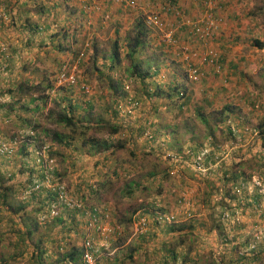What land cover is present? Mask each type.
<instances>
[{"label":"rangeland","instance_id":"rangeland-1","mask_svg":"<svg viewBox=\"0 0 264 264\" xmlns=\"http://www.w3.org/2000/svg\"><path fill=\"white\" fill-rule=\"evenodd\" d=\"M4 1L5 0H0V13L2 14V20L0 18V42L4 44V48H0V141L9 142L13 137H16L15 147L17 148L10 155L0 153V172L3 173L5 177L7 176V178H14L15 175L21 177L22 174L20 175V173H18L19 165L22 161L28 160V168L37 169L36 172L32 173V177L39 178L40 171L32 163L34 157L30 151V146L40 147L41 145L51 144L48 155L51 156L57 168L55 178L65 184L69 192H73L72 194H76L77 196L83 195L85 199H90L89 202L94 204L98 203L99 205L97 206L106 208L109 213L110 221L117 223L122 229L121 236L119 237L120 240L115 241L116 238L110 237L106 247L101 249V256L103 258L100 261L98 257L99 263L97 262V264H100V262L103 263V261L105 262L104 264H107V262L113 264V259L117 258V253L113 248H115L117 244H121V241L125 242L126 245L130 244V239H135L136 236L145 234L149 226H154L156 228L150 235H159L158 239L162 240L160 237L162 235L160 232L161 228L159 227H167L170 223L160 221L158 224L155 218L151 217L149 214L147 215L149 217L148 226L143 233L133 234L132 221L128 225V228L124 230V226L121 223L128 217L133 219L135 212H144L148 209H150L149 212H161L166 210L174 214L175 221H173V223H184L186 208L180 210V207L184 204H188H178L176 203L177 199H175L173 206L171 205L172 207L170 208V202L168 201L169 197L167 195L173 197L174 189L178 184L179 189H181L180 183L185 177L189 181H192L199 190L201 189V194L199 193L198 198H195L193 202L200 205V207L202 206L204 210L203 213L205 214L206 212V216L209 212L208 207L211 202H203V192L207 189L204 184L206 181H210L212 186L217 188V191L220 192L222 189L221 186H223L222 177L224 179V169L233 165V157H235L234 162L236 163V160L242 159L241 163L243 167H241V176L239 178L244 177L245 181L250 180L251 177H247V175L250 174L254 178H259L260 181L262 180L264 182V136H261L260 139L258 137V132L264 128V51L255 50L257 47L253 48L249 45L254 39L264 43V38L259 34L260 27L256 28L255 26L257 30L251 29L250 32L245 35V18L247 15L253 16L256 22L264 24V0H250L253 6L249 8L245 7V1L249 0H227L229 2L227 5L229 6L228 10L231 13V15L227 16V19H229L228 23H231L228 24V29H230L229 35H231L232 38L236 36L238 39H236V37L232 39L234 42L228 47L230 51H216L218 56L220 54L223 56L221 60L219 58L217 60L220 66L226 65V69L223 70V73L218 74V72H216V75L211 76L212 81L209 82L210 84H193L195 87H192L191 82L187 81V83H185L186 64L181 60L182 58L172 51H161V46L158 44L157 40L151 41L149 47L143 50L145 52L138 57L142 61L141 66L145 67V65H148L152 71L156 70L157 72L153 75L150 72L149 76L147 75L143 81L126 73L122 69V63L119 68H110V62L102 55L103 53L107 54L109 52L110 40H108V38L110 37L108 36L113 33L114 29L117 31L116 34L122 49L124 40H122L121 37L123 35L128 36L131 33L134 22L138 19H142V13L147 12L149 9H155L156 6L151 8L149 5H144L142 3L138 9L142 10V12L141 14L138 13L139 16L137 17H133V13L130 14L128 10L122 11V15L128 19H132V22L130 24H116L115 27L108 14L105 16V23H103V20L99 24L95 23L94 21L97 20L96 17H99L97 10L98 6L96 5L97 9L90 8L91 10L88 9L83 11L85 8L81 10L82 5L79 0H8V4L7 2L4 3ZM35 1H37L38 4H36ZM93 1L96 2L97 0ZM175 3L178 5L177 1H175ZM5 5H7L5 8L6 10H4ZM46 5H56V8L50 9L48 15L47 13H38L40 8H45ZM181 9L184 10L183 8ZM23 11H30L32 13L37 12L39 15V23H41V25L44 23L48 25L46 32L33 36L38 38L37 44H31L35 39L31 43L25 42L27 39V36L23 33V28L25 27L21 26L24 23L23 15L21 14ZM245 11L249 12L245 14ZM34 19V17L29 18L30 21ZM10 25L13 28L15 27V29L7 31L6 29H8ZM72 27H77V31L75 32L76 36H73L68 42L71 45L70 47H72L70 50L74 49V51L80 50L84 52L82 60L79 63L75 57L71 58V54L69 53L67 55L64 53L57 54L56 50H54L56 47L55 44L48 45L47 42L49 40L48 35H51L54 31L66 28V34H71L70 29H72ZM147 28L150 38L153 37L152 35L157 34L156 32L158 30L155 27ZM40 37H45V42H39L41 39ZM260 38H262V40H260ZM11 41H15L19 45L13 49ZM61 41L65 43L67 40L63 38V40L60 39V42ZM245 43H248V45ZM92 44L97 48L96 59L99 63L96 64L92 63L89 53ZM245 45H247L248 48H246L251 49V51L245 50ZM35 47L37 48L36 55L35 53H31V51H35ZM191 48L193 49L189 50L197 49V47H194L192 44ZM11 50L17 51L16 59L9 61L7 64L6 59L3 58L11 56L8 54L9 52H7ZM188 52L191 53L194 51H185V53ZM25 54L31 55L32 63L26 61L24 58ZM21 58H24L26 62L24 61L21 63ZM58 63L59 66L63 63L68 64L70 67L72 65L76 66L74 72L76 83L74 85H68L66 83L58 84L56 82L55 75L59 68H56V65ZM172 71L177 73L176 76L178 80H175L174 77H170ZM25 78L30 79V82L40 79L43 86L49 83L51 84L49 90H44L41 93L47 99L40 111L32 112L30 110H25L24 106L20 104L21 101L18 100L24 99L25 101V99L29 98V95L25 93L20 94L17 90L11 89L14 87L13 85H16ZM118 79L121 81L120 87L118 88L120 95H118L116 99H113V96L108 93L110 88L109 84H111L112 81L117 82ZM171 79L179 81L176 83L183 82L189 85L187 89L189 91L188 103L183 109L182 115L183 123L179 124L180 120H176L177 131L176 134L173 135L174 142L172 141L171 144L168 145L165 143L159 144L160 148L154 149L153 147H155L156 142L151 140L145 141L142 135V137L139 136L130 140V138H128L129 135L132 134L136 126L140 127L144 125V119H146V117H148V119H153L157 127H161V124L167 123L165 119V114L167 112L160 106V112L156 110L159 116H156L157 112H155L153 108L154 103L151 104V101L147 99V91L151 92L157 90V87H165L166 85H162L161 83H169L168 81ZM82 84L88 87L87 91L80 88ZM9 88L11 89L10 92H8ZM23 88L22 85V89ZM34 95H36V93ZM61 95L67 96V99L60 98L62 97ZM19 97L20 99H18ZM127 98H132L137 102V104L131 108L130 113L125 112ZM68 99L69 102L76 101L80 104L75 110L78 114L77 118L79 117L81 120H96L98 124L89 128L73 126L70 128L68 127L69 129L52 124L49 119L46 118L48 109H56L63 106L67 108ZM89 100H91L92 105L87 107L86 102ZM3 103L7 104H4L3 107L1 106ZM155 103L157 106V102ZM118 104L123 110L121 114L118 113L117 110L115 113L113 111L114 108H117ZM224 104L231 105L233 109L232 114L228 117H224L223 122L216 123L218 120L214 121L216 117L215 112L222 108ZM31 106L32 104H29L28 107ZM196 112L202 114L201 119L204 121V124H202L200 116H198ZM30 115L32 117L30 118L31 123H29V125H31V128L32 125H38V127L36 130H32L33 136L29 138L27 132L30 126L26 127L22 118L29 117ZM114 122L121 127L120 130H118L119 134L116 136V139L120 142L126 141L127 147L118 148L114 153L106 155V162L103 164V156H101V154H92V148L89 149V144L84 142V138L90 135L98 139H105L108 130L106 124H113ZM228 123H230L233 128L236 126L240 127L241 135H237L234 139L228 138L225 131V126L228 125ZM40 127H47L52 130L55 129L63 135L68 136L66 143L65 139H62L63 143L61 144L55 142L50 143L48 138L40 131ZM147 129L150 134V128L148 127ZM189 134L193 135V137L190 138L191 136H189ZM161 137V135H158V138L161 139ZM228 142H232L235 146L226 147L225 144ZM213 143L221 145L220 153H216L219 157L215 156L217 161L215 170L213 171L215 174L207 173V176H200L194 173L189 166L178 168L177 174L174 175H170L168 171L166 173L161 172L160 176L154 178L159 181L158 185L160 184L162 188L160 192H156V182L149 178L148 171H161L162 169L166 171V169L169 168L168 162H166L163 156H160L162 153H168L169 151L174 152L175 149L179 147L181 151L185 146L193 148V151L196 152L204 144L212 145ZM146 145L149 151L144 152V154L142 150L146 148ZM256 145L261 146V151H253ZM237 148L239 151H236ZM241 149L243 151H240ZM130 150L135 153V157L130 155ZM236 152L238 157L235 156ZM212 154L213 153L208 152L206 156V159L209 160L211 165L214 155ZM211 165H209L208 168H211ZM118 166H120V168H118L119 173L117 172L116 176L113 170ZM164 174L167 175L165 177L166 179L158 180V178H162ZM216 174L219 176L218 179ZM104 175H106V178ZM226 176L229 175L226 173ZM205 177H207V179H205ZM101 181H105V183L98 188L99 190L96 195L98 202H95V197L90 194L89 183H94L96 185L101 183ZM230 186L232 187V185ZM128 190H131L130 194H128ZM243 191L250 194V196L258 193L257 189L249 187V185H243L242 190L236 196L243 197L245 194ZM22 192L24 194V191ZM180 192H183V189H181ZM42 195H45L44 190H41L39 196H37L39 198L35 199L36 201L34 198L32 199L34 203V205L30 207L32 208V212L29 210V207L27 208L30 211L27 212L31 216L36 217L35 208H38L41 202L46 201L42 198ZM215 195L216 194L213 196V200ZM240 202L242 201L240 200ZM262 203L264 204V202ZM230 205L232 206L235 204L230 203ZM255 208L256 210H253L254 213L259 215L257 212L262 211V208L260 206ZM234 211H236L237 214L234 216V222L230 224V227L234 226L240 218V209H234ZM154 213L151 215H155ZM220 223L221 226L227 225L223 222ZM45 229H47V227ZM63 229L66 228L64 227ZM41 230L42 229L38 231L39 235L42 233ZM47 232L48 231H45L44 233ZM194 232L188 231L187 234L184 235V248L186 246L191 247L193 241H195V245L196 241L207 242L205 240L206 231L202 233L196 232V234ZM223 233H226V231L221 230L219 232L217 249L211 250V254L214 258L219 256L217 252H221L220 249L223 246L222 237L228 242L227 236ZM3 234L4 233L0 234V255L2 258L4 255L8 254L7 250L3 248L6 241L11 243L12 240H14L12 236L10 237L8 234ZM230 234H233V231H230ZM130 235L131 238L129 239ZM79 237V234L73 236V233H71L70 238L66 237L65 241H63V248L66 249L68 245L70 246L72 244L78 246L80 241ZM212 237L209 241H212L213 244L216 237ZM150 239L152 241L155 240L154 238ZM110 240H112L111 243ZM174 241L176 242L175 238H170V242H168L170 243V249L174 247ZM230 241H232V239ZM230 241L228 243H231ZM233 243V248L235 249L234 253L236 255H245L241 250L245 246V243L241 245L240 242L235 240ZM11 244L8 246L9 253L14 251L11 249ZM149 246L151 245L149 244ZM178 248L177 246L176 249L179 250ZM129 249L130 247H128L127 250H123L124 252L119 262L117 263L116 260L114 264H154L151 261L140 263V255L136 253L137 257H132V250L129 251ZM248 254L250 253L246 255ZM108 258L110 260L106 261L105 259ZM203 263L204 261L200 260V264ZM8 264H26V261L24 257H17L13 260L9 259ZM218 264H221L220 260Z\"/></svg>","mask_w":264,"mask_h":264},{"label":"trees","instance_id":"trees-1","mask_svg":"<svg viewBox=\"0 0 264 264\" xmlns=\"http://www.w3.org/2000/svg\"><path fill=\"white\" fill-rule=\"evenodd\" d=\"M7 2L8 4V0H5L4 3ZM82 7L81 10L83 8H85V10H90V5H93V0H85V1H80ZM36 4L37 1H35ZM44 6V5H43ZM7 7V5L4 6V10H6L5 8ZM56 5H46L45 8H40L38 13H47V15L49 14V10L51 9H55ZM82 11V13L84 14V12ZM3 12V11H2ZM2 14L0 13V18L2 20ZM32 24V23H31ZM23 25V24H22ZM28 30L24 29L23 33L27 36L26 39V43L28 42H32L34 40L33 36H36V34H43L44 32H46V30L48 29V25L47 24H42L39 23L38 21L33 23V25H26L25 26ZM132 30L131 33L126 37V41L124 42L123 48L121 49V46L119 44L118 41V37L115 36L111 41H110V46L108 48V53L105 54L103 53L102 55H104L103 57L108 60V62H110L109 67L110 68H119L120 64L122 63V69L130 74V76L132 77H136L138 79H140L141 81L144 80V78H146V76H149V73L151 72L152 75L156 73V70H151L150 67L148 65H145V67L141 66V59H139L138 57L140 56V54L144 53L145 51H143L144 49H146L147 47H149V45L151 44L152 39L150 38V34H149V30L147 28V26L143 23L142 19H138L134 22V25L132 26ZM71 34H66L67 29L66 28H62L60 30L54 31L53 33H51V35L49 36V40L48 45H53L55 44V49L57 54L60 53H64V54H71V58L75 57V59L77 58L78 54L80 52H82V57L84 55L83 51H74V49H71L72 47H70L71 45L68 43L69 40H71L73 38V36H76V31H77V27H72V29H70ZM30 33V34H29ZM41 39V43L42 41L45 42V37H40ZM59 38V39H57ZM63 38L67 41H65V43H63L62 41L60 42V39L63 40ZM76 40V39H75ZM253 45L257 48H264V43H262L261 41H258L256 39H254L253 41ZM46 44V43H44ZM159 44V43H158ZM161 45V44H160ZM54 48V47H53ZM63 50V51H60ZM96 51L97 48L95 45L92 44V46L90 47L89 53L91 56V61L92 63L96 64L99 63L96 59ZM147 52V51H146ZM82 57L78 60V63L82 60ZM5 59V58H3ZM29 63V62H28ZM102 63V62H101ZM25 66V65H24ZM59 67V63L56 65V68ZM110 80V79H109ZM187 79L185 80V83H187ZM169 83L166 84L165 87H157V90L154 91H148L147 92V99L151 101V104H153L155 102V100L157 99V106L156 103H154V111L157 112L156 110H158V112H160L159 107L161 106L163 108V110H165L167 113L165 114V117L170 116L174 119H178V117H182L183 115V109L187 106V99H188V94L189 91L187 90L189 85L187 84H182V83H176V81L174 80H169ZM190 82V81H188ZM42 81H40V79H37L34 82H30V79L25 78L22 79L19 83H17L16 85H14L13 88L11 89H15L18 92H20V94H28L29 98L28 99H24L23 100H18L21 101V105L24 106L25 110H30L32 112L34 111H40L42 110L43 105L45 104L46 101V97L41 94L44 90H49L51 88V84H47V85H42L41 84ZM120 83L121 81L118 79L117 82L112 81L111 84H109L110 88L108 93L111 94V96H113V99H116L118 97L119 94V90L118 88L120 87ZM196 82H191L192 84H195ZM22 85H23V89H22ZM10 88L8 89V92H10L11 90ZM112 91V92H111ZM188 92V93H187ZM36 93V95H34ZM62 97L60 98H64L65 100L67 99L65 95H61ZM20 99V97L18 98ZM152 99V100H151ZM59 100V99H58ZM54 101V100H53ZM4 104L7 103H3L1 104V106L4 107ZM29 104H32L31 107H28ZM86 106L90 107L92 105L91 100H89L88 102H86ZM67 108L65 106L63 107H58L56 109H48L47 113H46V118L49 119V121L54 124L55 126H62L65 128H70V127H85V128H89V127H93L94 125H97L98 123L95 121H91V120H87V119H83L81 120V118H77L78 114L75 112L76 108H78L80 106V104L76 101H70L69 99L67 101ZM151 107V106H150ZM82 108V107H81ZM232 107L229 104H224V106L222 108H220L218 111H216V117L214 119L218 120L216 121V123L219 122H223L224 121V117H228L229 115L232 114ZM114 113L116 112V109L114 108ZM112 111V112H113ZM157 112L156 116H159V113ZM196 114L198 116H200V121L202 122V124H204V121L201 119L202 114H200L199 112H196ZM224 114V115H223ZM223 115V116H222ZM80 116V115H79ZM29 117H32L31 115ZM83 118V117H82ZM23 122L25 123V126H30L28 128V130H36L38 125H29V123H31V120L28 117L22 118ZM148 121V122H145ZM93 122V124H92ZM107 125V132H106V138L105 139H98L95 136H86V138H84V142L89 144V149L92 148V154H101V156H103V158H106V155L114 153L116 149L118 148H124L127 147V142L126 141H119L118 139H116V134L118 132V130H120V125H118L117 123H113V124H106ZM150 128V137L147 138L145 137L143 134L145 131H147V128ZM68 128V129H69ZM225 131H226V135L228 136V138L234 139L237 135H241L240 133V127L236 126L234 129H232L233 127L231 126L230 123H228V125L225 126ZM40 131L43 132L44 136H46L48 138V140L50 141V143L55 142L57 144H61L63 143L62 139H65V143H66V139H68V136L63 135L61 132L56 131L55 129L52 130L51 128H41L40 127ZM72 130V129H70ZM148 132V131H147ZM170 132H174V128L170 129ZM134 133L136 134H132L128 137L130 138V140L135 139L136 137L139 136H144V140H151L153 142H156L155 147H153L154 149L156 148H160L159 144L160 142L165 143L166 145L170 144V137H169V133L167 134L166 132L160 131V127H157L153 121V119H148V117H146V119H144V125H141L140 127H135L134 129ZM259 133V139L261 136H264V128H262L261 131L258 132ZM133 135V136H132ZM136 135V136H135ZM158 135H161V139L158 138ZM141 136V137H142ZM189 136H191L190 138L193 137V135L189 134ZM28 144V143H25ZM51 147V144L48 146ZM148 146L146 145V148H144L142 150V152H148ZM175 151L179 152L180 151V147L175 149ZM49 153V151H48ZM130 155H133L135 157V153L130 150L129 151ZM151 153V152H150ZM213 153V152H212ZM145 154V153H144ZM214 154V153H213ZM212 154V155H213ZM212 157V156H211ZM242 160V159H241ZM241 160L237 161V163L235 162L231 167L225 168L224 169V179L222 177L223 180V186L222 189L220 190V192L217 191V188L213 187L210 181H206L204 185H206V190L203 192V202H205V200L210 201L211 204L213 205V207H219V208H223L225 207L226 209H230V210H234L235 209V205L237 207V204L239 203L237 200L238 198H240V196L237 198V196L231 192V186L230 185H235V183L237 182H243L245 181V178H243L242 180L239 179V177L241 176V167H239L240 163L242 162ZM205 165L209 166L210 162L209 160L205 159ZM212 162V161H211ZM185 167H188L185 165ZM118 168H120V166L115 167L113 172L114 174H116L117 176V172ZM184 168V167H183ZM154 169V168H153ZM37 169L33 168V169H29L28 168V160H24L22 161V163L19 165L18 168V173H20V175L22 174L21 177H19V175H15L14 178H7V176L5 177L3 175V173L0 172V209H5L7 210L9 213L11 214H18L19 211H23L22 213L25 215H18V222H20L21 226L18 227L17 223L14 222L13 220H7L8 221V226H9V231L7 232L8 235H10V237L12 236V238H14V240H12V244H11V249L14 250L12 251V253H9L6 257L2 258L0 255V264H8L9 259L13 260L16 259L17 257H24L23 253L26 252L27 248L30 247L31 251L29 253V256L33 258L35 264H82V260H81V251H80V247L76 246L74 244L70 245L69 247H67L66 249H63V241H65V238L68 237L70 238L71 233H73L74 235L79 234L80 235V239L82 238L81 235L83 236V229H84V224H85V219H86V213L89 211L91 213H95L97 216L100 215V213L95 210L94 208H99L98 203H91L89 202L90 199H85V197L83 195H79L77 196L76 194H71L73 196H75V198L79 201H81V206L80 207H68L66 205H61L60 207V213L58 216L56 217H52V218H48L47 219V212L50 209V205L51 203H53L55 200L54 197V193L50 192L49 190L45 191V195H42V198L45 199L46 201L41 202V204L38 205V208L36 209V217L31 216L27 211H31L32 212V205H34L33 203V198L34 200L39 198L37 196H39V191H32L31 193H29L28 195H24L22 191H26L28 190V187H30L31 182L34 180H40V177H42L41 173H40V177H32V173L36 172ZM150 170L148 171V176L150 179H152L153 181L156 182V192H160V190L162 189L160 184L158 185L157 180H155L154 178H156L157 176H160V173H166L168 170ZM56 173V171L54 172V174ZM208 173L209 174H215L213 173V169L212 168H208ZM226 173L229 176H226ZM167 175L164 174V176L162 178H158V180H165ZM246 177V176H245ZM248 178L251 177L250 174L247 175ZM219 178V176L217 177V179ZM205 179H207V177H205ZM239 179V180H238ZM110 182V181H108ZM103 183H105V181H101V183L99 184H94V183H89V190H90V194L93 195L95 197V202H98V198H97V191L99 190L98 188H100V185H102ZM97 186V187H96ZM128 194H130L131 190L127 191ZM219 193H221V195L219 196V201L214 202L213 201V196L214 194L219 195ZM18 195V196H17ZM215 195V196H216ZM16 196V197H15ZM18 198V200H17ZM20 201V202H18ZM36 201V200H35ZM230 203H234L235 205H232L231 208L227 205H229ZM225 204V205H224ZM153 206V205H150ZM30 208L29 210L27 208ZM217 207V208H218ZM234 209H233V208ZM153 208V207H152ZM100 209H106L104 207H100ZM29 211V212H30ZM150 209L145 210L143 213H146L147 215L149 214L151 217H155V215H151L154 212H149ZM46 215V219L44 220V222H40L38 220V215ZM71 217V221L72 223L69 224L66 229H64L63 231H61L60 235L50 238L53 240H55V242L53 244H47L44 243L46 246H44V244L42 243L41 237H45L47 234L50 233V230L47 229V233L45 234H38V230H39V226L42 225H46L48 223H51L52 227L55 226L56 224H64V217ZM64 216V217H63ZM101 216V215H100ZM219 219H220V213H219ZM78 220H82V221H78ZM120 221H123L122 219H119ZM70 221V220H69ZM132 221V219L130 217H128L127 219H124V221L121 223L124 226V230H126L128 228V225L130 224V222ZM221 221V220H220ZM117 224V223H116ZM221 224V223H220ZM50 225V226H51ZM78 225H80L81 227L79 228ZM118 225V224H117ZM73 226V227H72ZM120 227V225H118ZM69 227H72L71 229H69ZM233 228V226H231ZM229 224H227L226 226H221L220 230H224L226 231V233H223L224 235H228L230 233V231L232 230ZM48 228V227H47ZM77 228L80 229V231L75 232L77 230ZM121 229V227H120ZM66 231V232H65ZM72 231V232H71ZM122 231V229H121ZM57 239V240H56ZM222 244L223 246H227V248L233 249V241L231 243L226 242V239L224 237H222ZM32 241L34 242L33 245ZM232 244V245H231ZM51 245L54 249L51 250L49 246ZM60 246V247H59ZM47 247V248H46ZM55 247H59L58 250L55 249ZM232 247V248H231ZM55 250V251H54ZM58 251V252H57ZM222 252V251H221ZM170 254H171V260L173 261V259H175V257L177 256V254L175 253V251L173 250V248L170 250ZM260 254V250H257L253 253H251L250 255H248V257L244 256L246 258L247 261H256L258 258V255ZM238 256H242V255H238ZM177 258V257H176ZM183 259V258H182ZM222 255L221 253L218 256V260L222 261ZM231 260V259H230ZM241 260V259H240ZM238 260V261H240ZM234 260L232 259L231 262H233ZM236 261V262H238ZM30 263V262H29ZM229 263V262H228ZM246 264H248V262H246Z\"/></svg>","mask_w":264,"mask_h":264},{"label":"crops","instance_id":"crops-1","mask_svg":"<svg viewBox=\"0 0 264 264\" xmlns=\"http://www.w3.org/2000/svg\"><path fill=\"white\" fill-rule=\"evenodd\" d=\"M24 1H26V0H24ZM160 1H163V0H151L150 2L148 0H144L142 3L144 5H149V7H151V8L154 6H156L155 8H157ZM175 1L178 2V6H180V8H183L185 10V11L183 10V13H184V16L186 19H192L196 16V14L198 12V6H199L200 0H175ZM23 4H26V3H23ZM228 4H229V2L227 0H225L219 4V8L216 10V13L222 20L220 21L217 32L213 33V37L211 39H209L207 42H205L206 45L212 47L215 51H230V49L228 47H230V45L234 42V41H232V39L236 37L235 36L232 38L231 35H229L230 29H228L229 28L228 24H231V23H228L229 19H227V16L231 15V13L228 10V8H229V6H227ZM96 5L98 6V9L96 8ZM251 6H253L252 1H250V0L245 1V7L249 8ZM90 8L91 9L94 8V9L98 10L99 17H96L97 20L94 21L95 23H98V24L101 23L102 19H103V23H105L106 22L105 16L108 14L110 16V20H112V22L114 23L113 25L115 27H116V24H121V23H125V24L129 23L130 24L132 22V19H128L127 17H124V15H122V13H123L122 11L128 10L130 14L133 13V17L139 16L138 13L141 14V12H142V10H138L139 8L134 9V8H129V7L128 8L127 7H121L120 5L116 4L114 2V0H97L96 2L93 1V5L92 6L90 5ZM252 8H254V7H252ZM248 12L249 11H245V14H247ZM21 14L23 15V19H24V23L21 26H25V24L27 26L33 25V23L37 22L38 18H39V15L37 12L32 13L30 11L29 12L23 11V13L21 12ZM30 17H34L35 19L33 21H30L29 20ZM253 18L254 17L251 15H247L245 18V22H246L245 23V35L248 32H250L251 29L257 30L256 28L260 27V31H259L260 33L259 34H261V37L264 38V36H263L264 35V24L256 22ZM134 19H136V18H134ZM162 19L164 21H166L167 23L174 21L171 14H162ZM185 28L186 27L175 30L174 35L177 37L178 42L184 43L187 50L193 49V48H191V44H192L194 47H197L196 51H202V49H200V47H202L201 42H198V41L193 42L191 39H188L186 36L185 30H184ZM13 29H15V27L13 28L10 25V26H8V29H6V30L11 31ZM24 29L28 30L26 27ZM116 32H117L116 29H114L113 33L111 35L109 34V36H108L110 38L107 37L108 40L111 41L115 36H117ZM152 36H153L151 38L152 42L157 40V42L160 45L161 43L159 42L157 35L155 34ZM262 38H260V40H262ZM34 39H35V41L31 44H37L36 42H37L38 38L34 37ZM121 39L124 40V42H125L126 41L125 35H123L121 37ZM236 39H238V38L236 37ZM236 39H235V42H236ZM15 41H11V46L13 49L19 45ZM40 41L41 40H39V42ZM248 43H245V44L248 45ZM247 45H245V50L251 51V49H247L248 48ZM249 45H251L253 48H255V46H253V42H251V44L249 43ZM160 46H161V48H163L162 45H160ZM161 48H160V50L164 51V49H161ZM232 49H234V48H232ZM255 50L264 51L263 48H259V49L255 48ZM7 52H9L8 54H10L11 56H6V54H5L6 57H4V56L3 57L6 59L7 64H8L9 61L16 59V52L17 51L11 50V51H7ZM31 53L32 54L35 53V55H36L37 54V48L35 47V51H31ZM219 56H220L219 59L221 60L223 58L222 54H220ZM24 58L26 59L27 62L32 63V57L30 54H25ZM24 58H21V61H20L21 63H23L25 61ZM33 63H34V61H33ZM224 69H226V65H223V66L221 65V67H219L218 69L213 67L212 65H206L204 68L203 78L200 79L198 82H196L197 84L195 83L194 85L210 84L209 82L212 81L211 76L216 75V72H218V74L223 73ZM176 74L177 73L172 71L170 77L171 78L174 77L175 80H178ZM183 81H184V79H183ZM176 82H179V81H176ZM181 83L183 85L185 84L183 82H181ZM161 84L166 85L167 83H161ZM194 85L192 84V87ZM156 101H157V99L155 100V102ZM28 118L30 119L31 117H28ZM182 118L183 117H178V119L180 120L179 124L183 123ZM165 119H166L167 123L161 124L160 131L169 133V134L168 133L167 134L170 137V144H171L172 141L174 142L173 135L176 134V131H177L176 130V128H177L176 120L177 119H174L170 116L165 117ZM173 128H174V132H170V129H173ZM118 134L119 133L117 132V134L115 136H118ZM133 134H136V133H134V131H133ZM256 150L261 151V146L256 145L253 148V151H256ZM236 151H239V149L237 148ZM240 151H243V150L241 149ZM213 153H214V155H213V159L211 162L212 165L211 164L210 165L214 171L215 170V164L217 162L215 156H217V155L215 152H213ZM235 156L238 157L237 152H236ZM239 156H241V155H239ZM217 157H219V156H217ZM233 159L235 161V157H233ZM239 160L240 159H238L236 161H239ZM234 161H233V164L235 163ZM105 162H106V158L104 157V159L102 160V163L105 164ZM239 167H243V164L240 163ZM243 174H245V173H243ZM104 177L106 178V175H104ZM216 177H218L217 174H216ZM178 186H179V184H178ZM178 186L174 189V196L173 197H171L170 195H167V196L169 197L168 201L170 202V208H171L173 206L174 200L179 195L180 190L183 189V192H184V193H182L183 202L186 204L188 203V205L184 204L180 207V210L182 208H186V212L184 214V220H185L184 223H180V224L179 223H172V224H169L167 227H163V226L159 227V228H161L160 232L162 235L160 237L162 238V240L158 239L159 235H155V234L150 235L156 229L154 226H149L145 234L140 235V236H136L135 239H130L131 238V235H130V237H129V239L131 240L130 244L126 245L125 242L121 241V244H117L115 246V248H113L114 251L117 253V258L113 259V264L116 262V260H117V263L119 262L120 257H122V253L124 252L123 250H127L128 247H130L129 251L132 250V252H131V254H133L132 257H137L136 253H138V255H140L139 256L140 263L151 261L154 264H200V260L204 261L203 264H218L219 263L218 257L214 258V256L211 254V250L217 249V243H218L217 241H219V232L221 231L220 230L221 229V224H220L221 221H220L218 215L220 213V208L218 206H217L218 208L213 207V205L210 204V206L208 207L209 212L206 216V212H205V214L203 213L204 210L202 209V206L200 207V205H197L195 202H193L195 198H198V194L200 192H202L201 189L199 190V188H197L192 181H189L188 179H186V177L180 183L181 189H179ZM74 188H76V187H74ZM243 192H245V191H243ZM237 200H239L238 201L239 203L237 204V207L235 205V209L236 210L240 209V218L237 220V222L234 224V226L231 230V232L233 231V234L229 233L227 235L228 242L232 239V241L235 240V241L240 242L241 245H243L245 243V246H246L248 239L251 237L250 234L252 233V231L254 229H258L261 232H263V235H262L260 242L257 244L255 250L252 251V253L257 251V250H260V254L258 255V258L256 261L255 260L254 261H250V260L247 261L245 257L246 256L248 257V255H250L251 253L248 255H246V254L242 255L240 257L234 253V250H235L234 248L230 249V248H227V246L226 247L222 246V248L220 249L222 252H220V253L222 255V258H223L222 261L223 262H221V264H246V262H248V264H264V212H263L264 211V204L262 203V202H264V194L260 195L259 193H256L255 195L252 194L250 196V194L245 192L244 196L243 197L240 196V198H238ZM240 200L242 202H240ZM190 201H191V203H190ZM18 202H20V201H18ZM205 202H208V201L205 200ZM227 206H229L231 208L230 204ZM258 206H260L262 208V211L257 212L259 215H256L253 210L254 209L256 210L255 207H258ZM23 211H19L18 214L15 215V214L9 213L5 209H0V234H2V233L7 234V232L9 231V226L7 225L8 224L7 220H13L14 222L17 223L19 220L18 215H21V214L24 215L22 213ZM187 211H188V214H187ZM63 219L65 222L64 224H56L55 226L52 227L51 223H48L46 225L39 226V230L40 229L43 230V231L41 230V232H42L41 234H45L44 232L47 231V229L50 230L49 234H47L45 237H41L43 244L44 243L53 244L55 242V240L52 241L53 237L56 236V238H57V236L60 235L61 230H64L63 229L64 227L66 228L69 224L72 223L71 217H66V215H65V217ZM207 220H208V224H207ZM67 223H69V224H67ZM17 226L18 227L21 226L20 222L17 223ZM46 227H48V228L45 229ZM72 227H69V229H71ZM78 227L80 228L81 226L78 225ZM79 228H77V230L75 232L78 233V231H80ZM201 228L204 230H202ZM198 230H199V232H198ZM188 231H190V232L195 231L194 232L195 234H196V232L202 233V232L206 231L207 234L205 236L206 237L205 240L207 242L196 241V245H195V241H193L191 247L186 246L184 248L183 237L185 234H187ZM73 236H76V235L73 234ZM120 236H118L115 239V241L120 240V238H119ZM212 236L214 238L216 237V240L214 241L213 244H212V241H209V239ZM50 238H52V239H50ZM96 238H97L96 240L98 242L97 258L99 257V259L101 261L103 258L101 256L102 255V251H101L102 241H100L99 237H96ZM150 238H152V239L154 238L155 240L152 241ZM170 238H175V240H176V242L174 241L175 242L173 245L174 247L171 246V247H173V250L177 254V256H176L177 258L175 257V259H173V261L171 260V254H170L171 249L169 247L170 243H168V242H170ZM232 241H230V242H232ZM111 242H112V240H110V243ZM33 243L34 242L32 241L31 245H33ZM149 244L151 246H149ZM8 246H9V243H8V241H6V244L3 246V248L5 250H7V253L9 254ZM44 246H46V245L44 244ZM78 246H79V244H78ZM177 246L179 247L178 248L179 250L181 248H183V249H181L179 251L176 249ZM47 247H49L51 250L54 249L51 245H49ZM59 247H55V249L58 250ZM68 247H69V245H68ZM30 251H31V249H30V247H28L26 252L23 253V256H25L24 259L26 261V264H35L33 258L29 256ZM206 252H208V253L210 252V253L208 254ZM203 253H204V255H203ZM8 254H6L4 256L2 254L3 258L6 257ZM97 258H96V264H97V262L99 263ZM232 259L234 260L233 262H231ZM105 260L108 261L110 259L108 258ZM238 260H240V261H238ZM236 261H238V262H236ZM101 263L102 262H100V264ZM104 263L105 262L103 261L102 264H104ZM107 264H110V263L107 262Z\"/></svg>","mask_w":264,"mask_h":264},{"label":"built area","instance_id":"built-area-1","mask_svg":"<svg viewBox=\"0 0 264 264\" xmlns=\"http://www.w3.org/2000/svg\"><path fill=\"white\" fill-rule=\"evenodd\" d=\"M80 1L82 2L85 0ZM143 1L144 0H114V2L121 7L134 9H138ZM148 1L150 2L151 0ZM223 1L224 0H200L199 11L192 19L185 18L183 10L177 5V3H175V0L160 1L157 8L148 10L147 12L141 14L142 21L147 27H155L158 30L156 35L164 51H172L177 56L182 58L181 60L186 64L185 77L190 82H197L203 77L206 65H212L217 69L221 67L217 61L219 56L216 51L212 47L206 45L205 42L211 39L213 37V33L218 30L221 18L217 15L216 10L219 8V4ZM162 14H171L174 21L167 23L162 19ZM184 27H186L184 30L188 39L201 42L202 47H200V49H202V51H196L197 49L187 50L184 43L178 42L177 37L174 35L175 30ZM0 48H4V44L1 42ZM185 51L194 52L185 53ZM81 57L82 52L78 54L76 60L78 61ZM75 67V65L70 67L66 63L61 64L55 75L56 82L58 84L66 83L68 85H74L76 83L74 74L76 70ZM80 88L85 91L88 90V87L84 84L80 85ZM126 104L127 106L125 112L130 113L131 108L135 106L137 102L132 98H127ZM116 110L120 114L123 113L119 104L117 105ZM32 134V130L27 132V136L29 138L33 136ZM144 134L145 137H150L149 132L145 131ZM232 142H228L225 146H235ZM15 144L16 137H13L9 140V142L1 140L0 153L10 155L17 148L15 147ZM160 144L163 143L160 142ZM48 146L49 145H41L40 147L30 146V151L34 157L32 163L39 169L42 177L40 180L32 181L28 190L24 191V195H28L32 191L41 192V190H49L54 193L56 201L51 203L50 209L46 214L47 219L58 216L60 213L59 206L63 204L72 208L81 206V201L77 200L72 194H70L65 184L55 178L54 172L57 168L51 156L48 155ZM220 151L221 145L213 143L212 145L204 144L196 152L193 151V148L185 146L179 152L169 151L168 153H162L160 156H163L166 162H168L169 168L167 170L170 175L177 174L178 168L185 167L186 165L189 166V168L197 175L207 176L208 166L205 165L204 161L208 152L220 153ZM243 178L239 179L242 180ZM243 185H249V187L257 189L258 193L260 192V194H264V182L262 180L260 181L259 178H254L253 176H251L250 180L235 183V185L231 188V192L238 195V193L242 190ZM182 193L183 192H180L176 198V203L178 204L184 203ZM220 195L221 193L216 195L213 201L217 202ZM94 209L97 210L101 216H97L95 213H91L89 211L86 213L83 236L79 241L82 264H96L98 251V242L96 237L100 238V241H102L101 246H103L101 248H104L106 247L110 237L117 238L122 233L120 227L116 223L110 221L107 209H100V207ZM154 214V218L158 224L160 221H165L170 224L175 221L174 214L169 213V211L163 210L161 212H155ZM236 214L237 212L234 210H228L225 207L220 208V220L223 223L229 225L233 223L234 216ZM46 215H38V220L40 222H44ZM148 222L149 217L146 213L136 212L132 219L133 234L143 233L148 226ZM250 235L251 237L248 239L246 246L241 249L245 254L252 253V251L255 250L257 244L262 238L263 232L258 229H254ZM217 253H220V251Z\"/></svg>","mask_w":264,"mask_h":264}]
</instances>
